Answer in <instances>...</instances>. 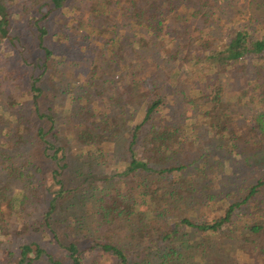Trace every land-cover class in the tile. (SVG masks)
Masks as SVG:
<instances>
[{
  "label": "trees",
  "instance_id": "16d2710c",
  "mask_svg": "<svg viewBox=\"0 0 264 264\" xmlns=\"http://www.w3.org/2000/svg\"><path fill=\"white\" fill-rule=\"evenodd\" d=\"M205 2L0 0V166L6 171L0 182V229L15 227L14 218L21 221L28 208L42 203L35 185L18 205L10 202V180L29 175L22 168L30 158L17 162L3 144L13 151L39 148L55 165L51 175L59 182L67 166L63 158L89 165L92 149L124 135L120 167H112L105 187L93 186L77 203L94 221L96 238L83 245L72 235L62 243L50 225L56 208L67 211L62 206L77 198L74 189L59 187L45 196L42 223L19 224L18 234L39 224L52 233L68 262L48 254V264H246L233 254L224 259L216 253L221 254L216 237L233 240V228L240 251L264 264V171L253 183L221 192L214 185L211 153L193 155L196 148L191 149L194 142L201 148L195 132L202 122L218 139L212 150H239L243 138L242 149L256 150L251 155L264 150V39L236 28L221 39L188 35L187 24L199 12L195 8ZM96 18L106 25L96 24ZM84 20L93 22L86 34L79 30ZM18 21L24 26H15ZM89 34L95 35L91 44ZM75 36L87 42L82 50ZM92 60L103 69L83 75ZM226 74L237 96L258 107L239 124V114L223 98ZM178 79L184 90H174ZM168 87L167 93L179 94L182 120L166 115ZM103 93L106 101L95 104ZM115 98L127 109L112 106ZM107 105L112 107L106 111ZM61 130L65 134L59 138ZM18 250L16 264H33L43 254L37 245Z\"/></svg>",
  "mask_w": 264,
  "mask_h": 264
},
{
  "label": "rangeland",
  "instance_id": "374dc122",
  "mask_svg": "<svg viewBox=\"0 0 264 264\" xmlns=\"http://www.w3.org/2000/svg\"><path fill=\"white\" fill-rule=\"evenodd\" d=\"M195 10H199V12L197 13V18H191V21L187 24L186 29L188 35L199 37L209 36L221 39L223 36H226L231 29L236 28L246 30L248 34L253 37L264 39V0H206L204 6H198ZM91 20H84L80 23V33L86 34L87 29H85V27L89 28V24L93 23ZM94 20L99 26L106 25V21L102 18H96ZM21 22L22 21H18L15 26L23 27L24 23ZM87 36L89 39L88 44L93 43L95 35L89 34ZM74 41V44L81 48L80 50L87 45V42H82L78 36L74 37ZM94 69H103V67H101V65L95 60H92V63L84 68L83 75ZM104 70L109 72L108 68ZM82 78L83 77L79 74L78 79ZM222 78L223 98L229 101V105L236 110V113H238L241 118H238L236 123L239 124L244 119H251L254 114L257 113L258 107L256 102H253L248 97H238L237 86L229 79L228 74L222 75ZM96 84L97 82L93 85ZM182 86L183 84H181L178 79L174 90H184L185 87ZM93 89L95 92L99 91L98 87L93 86ZM168 90H170L169 87L163 90V92L166 93L165 95L167 98L168 110L166 115L170 116V118L182 120L184 116L182 111L184 108H180L181 102L179 100V94L177 92L175 94L167 93ZM96 97L98 98L94 103L101 105L106 101L107 94L103 93ZM60 98L64 99V96L62 95ZM115 99L116 101L111 104L112 106H119L127 109V106L123 104V101L120 98ZM111 105L104 106V109L106 111L109 110L112 107ZM58 111H62V107H58ZM186 113L188 114V112ZM130 119H132V117H129V120ZM199 126V130H197L195 134L199 136V140L202 144L201 148L197 149L198 145L194 142L191 149L196 148V151L192 150V154L197 155L199 152H202L203 154L207 152L211 153L212 174L215 176L214 185H219L218 190L221 192H234L238 186L253 183L259 175L263 174L264 150L251 155V153L256 150L249 152L248 150L242 149L246 145V141H244L243 137V140L239 142V150L232 151L228 154L223 151L212 150V147L217 144L219 145L218 139L211 133L207 132V129L202 125V122H199ZM64 134V130L57 133L59 138L63 137ZM254 139L255 141H258V139ZM62 140H64V138H62ZM126 140L127 139L124 135H119L113 142H106L102 145L96 146L95 149H92V151H95V157H93L92 162H89V165H83L80 167L77 166L76 163L74 164L72 158H63L62 161L66 162L67 166L64 170H61V174L58 176V179H60L59 182L55 181L51 175L55 165L46 161L39 148H36L33 145H27L19 150L13 151L14 149L3 144L2 146L4 149L8 148L7 151H9L10 154L15 155L17 162L21 163L24 159L28 160L30 158V164L22 168L25 169L24 173L29 175L25 174L22 178L10 180L8 190L10 202L13 203L14 206L18 205V201L22 194L28 196L29 189L35 185V193L41 198L42 203L34 206V208H28V214L23 217L21 221L14 218L16 223L15 227L7 225L4 229H0V264H16L19 256L18 249L22 244H29L32 249L37 245L42 249L43 254L39 258H36L33 264H48L46 258V255L48 254L61 257L63 262H68L67 259H65L64 251L59 247L56 239L52 236V233L44 228L43 224H39L36 229L30 227V229L26 232H22V234L15 232L20 231L19 224L22 222L28 223L39 219L41 222L39 213L43 212L45 209V196L46 198H49V196L57 191L59 187L76 190L77 198L74 201H69L67 205L62 206H67V211L61 210L57 207L56 211L49 218L50 225L52 229L55 230L57 239L62 243H65L72 235H74L79 243L87 245L88 240H92L94 237L96 238V233H93V231H95L94 221L91 219L89 213L85 212L86 214H84L80 212V209H82L83 206L79 205L81 208L77 207V203L84 200L85 192L92 191L93 186L99 185V187H105L107 185V182L103 179L112 173V167H120L121 160L124 157ZM2 143H4V141H2ZM63 147L66 148V145H63ZM217 162L220 163L219 166L216 165ZM5 179L6 171L2 170L0 166V182L5 181ZM223 201L224 198L219 200L217 204L220 205ZM71 203H74L75 206H72ZM15 209L16 208H14V210ZM212 209L213 207L209 204L207 211H211ZM7 214L8 211L4 209V217L6 220H9ZM207 215L209 217V214ZM36 223L38 224V222ZM236 234L237 231L233 228V240L229 241L216 237L219 242L217 245L221 250V254L216 252L217 255L227 259L231 258L233 254L238 262H244L246 264H261L262 262L260 261L250 259L246 252L240 251L238 245L236 246V243H238L235 240ZM29 255L34 257V252H30ZM91 259L92 256L88 257L87 262H90ZM183 264L197 263L185 262Z\"/></svg>",
  "mask_w": 264,
  "mask_h": 264
}]
</instances>
